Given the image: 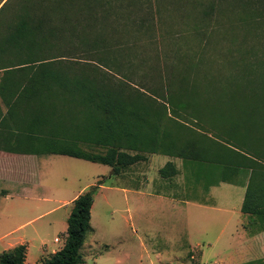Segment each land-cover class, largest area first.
I'll return each mask as SVG.
<instances>
[{
    "label": "trees",
    "instance_id": "obj_1",
    "mask_svg": "<svg viewBox=\"0 0 264 264\" xmlns=\"http://www.w3.org/2000/svg\"><path fill=\"white\" fill-rule=\"evenodd\" d=\"M168 3L185 6L176 10L182 33L167 26L184 43H172L162 67L143 57L135 82L129 58L139 46L130 39L151 36L155 24L145 0H19L0 25V134L8 151L67 155L114 174L159 153L181 159L205 186L243 178L244 228L255 235L264 231V0ZM223 28L234 46L221 54L211 37ZM158 173L178 172L168 161ZM100 184L72 201L63 246L43 264L83 263ZM26 250L2 251L0 264H24Z\"/></svg>",
    "mask_w": 264,
    "mask_h": 264
},
{
    "label": "rangeland",
    "instance_id": "obj_2",
    "mask_svg": "<svg viewBox=\"0 0 264 264\" xmlns=\"http://www.w3.org/2000/svg\"><path fill=\"white\" fill-rule=\"evenodd\" d=\"M18 1H7L0 11V25L13 20V13L16 12ZM145 2V8L152 6L155 24L151 36L146 35L138 41H135L134 38L130 39L131 44L136 42L133 46H139L135 49L136 55L134 57L130 55L131 58H129L133 62H129L134 65L133 70L136 69L133 73L135 82L140 80L141 73L146 70V65H143L144 67L138 65L143 57H156L150 64L158 62L161 66L169 47H173L172 43L174 41L176 43L179 41L180 45L184 43L178 37L168 35L167 33L172 30V27L168 31L167 26H170L171 23L175 26L173 29L176 32L182 33L180 28L182 24L178 20L176 10L178 7L182 11L185 6L168 3L169 0H145ZM157 14L161 19H158ZM134 29L136 26L131 27V33ZM223 30L224 28L217 34L211 35L212 37L210 36L213 42L218 43L215 46L223 51H220L221 54L226 51L227 47L234 46L224 35L225 30ZM195 50L200 49L195 45ZM205 50L206 53L204 54L207 57L214 53L213 49L205 48ZM161 73L164 74V71L162 70ZM143 81L148 86L151 85L146 79ZM187 121L191 123L189 119ZM209 131L214 138L222 142L226 141L227 136L219 134L211 128ZM243 149L248 151L244 146ZM154 156L164 155L158 153ZM37 160V163L15 162L12 168L22 176L33 173L40 184L36 189L38 196L40 198L46 197L48 200H27L21 196H9L0 201V213L6 214L0 216V224H2L0 233L40 215L25 224L23 229H18L14 233L15 236L22 235L29 246L28 255L25 258L26 264H43L53 251L63 246L67 217L72 204L61 205L59 200L61 202L67 201L81 187L87 185L84 187L87 190L91 186L90 184L95 185L97 181H100V186L102 185L104 188L98 187L94 195L90 228L85 234L84 243L80 250L83 257L82 264H212L215 256L227 254L233 249L222 248L221 243L226 241L228 237L223 235L216 238V230L196 238L201 242L200 248H188L185 236L171 231L169 221L161 219L158 214L153 215L150 221L147 220L146 215L150 214L141 211L145 207V200H140V204L135 202L137 197L132 193H123L111 189L114 185H127L126 182L129 180L125 175H121V178L118 179L108 165L58 154H43L38 156ZM137 164L142 163L138 162ZM184 176L187 179L186 183L193 179L191 173H186ZM241 180L239 179V181ZM25 181L27 182L26 177ZM10 187L8 188L9 193L20 191L16 187ZM128 187L130 186L128 185ZM55 238H58V242H54ZM215 239L219 240H216L214 247L209 248L208 243H213ZM7 241L8 239L0 240V253L4 251L5 248L3 247ZM248 253L250 257L263 256L264 248H248ZM229 261L222 262V264H229Z\"/></svg>",
    "mask_w": 264,
    "mask_h": 264
},
{
    "label": "crops",
    "instance_id": "obj_3",
    "mask_svg": "<svg viewBox=\"0 0 264 264\" xmlns=\"http://www.w3.org/2000/svg\"><path fill=\"white\" fill-rule=\"evenodd\" d=\"M3 2L4 0H0V5ZM5 141L4 136L0 134V201L9 196H21L27 200H48L46 197L40 198L38 196L36 189L40 184L33 173H31L33 174L31 177L29 173L22 176L12 168L15 162L37 163L40 155L8 151ZM154 155L157 154H149L144 160L139 161L142 164L138 165L137 162L123 168L122 171L120 170L114 176L119 179L121 175H125L129 182H126L127 185H114L111 189L123 193H132L137 197L135 202L145 200L146 202L143 201L145 207L141 211L150 214L146 215L147 220L150 221L153 215L158 214L161 219L169 221L171 231L185 236L188 248H200L201 242L196 238L207 235L213 230L217 232L216 238L226 235L228 239L221 243L222 248L233 249L227 254L215 256L214 264L216 262L222 264L227 260H230L229 264H236L250 259H264V255L251 257L248 255V248H264V231L249 235L244 228V224L248 221L247 215L241 212L245 180L240 179L241 181L238 180L232 183L220 181L214 185L205 186L204 183L195 182L193 178L186 183L187 179L184 175L186 173L192 174V168L189 165L183 168L182 161L179 158ZM168 161L175 164L178 172L170 179L162 178L158 173L159 169ZM24 173H27V171H24ZM9 185L20 189V191L9 193L8 188H11ZM84 187H81L71 199L62 202L59 200V204H72V201L80 193L86 191ZM99 187L100 189L104 188L102 185ZM1 215L5 216L6 214L0 213ZM38 216L40 215L1 232L0 240L8 239L3 250H8L18 244H26L22 235L15 236L14 233L18 229H23L25 224ZM216 240L213 243H208V247H214ZM54 242H58V238H55ZM26 247L27 256L29 246L26 244ZM24 264H26V261H24Z\"/></svg>",
    "mask_w": 264,
    "mask_h": 264
}]
</instances>
